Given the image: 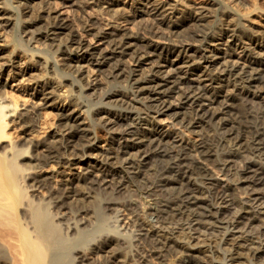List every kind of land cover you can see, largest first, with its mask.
I'll return each mask as SVG.
<instances>
[{"label": "bare ground", "instance_id": "6f19581e", "mask_svg": "<svg viewBox=\"0 0 264 264\" xmlns=\"http://www.w3.org/2000/svg\"><path fill=\"white\" fill-rule=\"evenodd\" d=\"M9 1L4 0L0 6V76H8L11 83L25 75L28 81L40 78L44 73L56 76L64 88L61 92L64 97L76 93L71 99L75 106L82 98L81 90L89 85L88 88L96 93L94 103L99 105L88 109L87 117L91 125L107 127L115 133L116 145L114 147V141H109L104 152L97 150L91 141L89 125L84 126L77 120L75 108L61 106L55 114L59 121L57 126L62 128L61 134L40 139L38 148L42 151L36 153V143L20 137L26 130L33 132L36 126L33 107L25 114L17 112L21 99L22 105L28 101V93L22 94L25 85L20 83L15 90L13 85L4 88L0 83V264H74V261L83 264L85 254L102 256L103 248L117 245L119 229L101 235V230H97L101 228L99 222L95 227L98 238L97 234L78 228L74 231L76 235L70 236L74 227L64 221L60 210L66 207L81 217L90 211L96 217L101 215L100 200L96 193L91 194L94 171L115 176L110 179V185L116 189L125 187L129 181L140 182L142 198H129L120 205L134 216L137 233L132 245L138 251L135 255L144 264L150 257L161 258L171 249L180 253L176 264H249L250 259L257 257L259 248L245 245L248 238L243 235L223 233L206 239L202 246H195L188 236L181 240L173 229L155 228L150 222L136 217L139 206L136 201L141 205V214H154L160 225L190 220L229 229L242 218L255 221L252 209L262 203L261 196L256 194L245 199L236 196L232 193L231 183L223 181L221 176L226 174L232 161L238 163L240 171L232 172V181L245 174H249L251 182L264 179L263 168L243 161L245 157L264 161V56L253 45V41L264 36L245 28L225 7L221 9L217 2L209 1L207 6H185L181 18L185 21L176 28L185 29L189 22L192 26L180 39L152 40L146 37L147 33L153 37L159 30L166 31V3L128 0L131 5L141 3L139 9L133 10L129 22L140 23L142 32L127 35L116 22L110 27L113 33L99 27L100 30H93L92 34L104 45L100 48L77 35L72 21L65 16L48 14L50 6H45L46 1L38 0L35 5L28 0L19 1V5ZM29 4L33 5L29 7ZM111 4L103 8L102 13L111 14L115 21H126L124 15L128 11L123 6L117 8L116 4ZM169 5L171 10L175 6ZM41 6H45L43 14L38 11ZM18 8L21 17H18ZM208 11L213 16L210 20L206 19ZM137 18L139 20L134 21ZM225 22L230 24L228 28L222 27ZM22 34L31 40L30 49L25 47V40L19 38ZM236 39L242 44V53L235 57L243 62H238L237 58L218 61L233 48ZM2 42L9 43L11 50L24 47V50L41 52L42 56L35 57V62L42 66L44 73L24 72L18 69L21 66L13 63L8 72L2 69L11 52L2 48ZM34 52L27 56L30 64L34 62ZM52 54H56L55 58ZM58 56L62 58L61 65L56 59ZM126 56L128 60L138 62L139 69L127 66ZM145 61L148 64L142 67L141 63ZM87 71L103 73L109 89L99 82L90 83L91 79L84 75ZM32 90L40 97L41 104L54 102L58 94L56 87L48 81ZM248 99L256 100L259 106L254 109ZM115 111L119 112L118 116L113 115ZM159 115L177 119L175 123L185 130L191 128L190 132L199 128L197 137L188 140L180 132L163 129L157 120ZM46 118L39 122L43 128L47 124ZM91 151H96L93 154L98 156L96 163L89 157L83 159L90 156ZM48 164L57 169L49 176L39 174ZM76 164L83 165L77 174L72 171ZM63 167L71 170L69 176L57 182L58 186L48 194V199L36 198L34 191L51 187L50 178L59 176ZM110 180L107 181L110 183ZM223 200L228 209L235 208L238 212L235 217L231 218L230 213L221 216L216 203ZM77 221L72 222L77 224ZM219 243L227 246L220 247ZM125 253L117 251L113 257L129 264L131 257Z\"/></svg>", "mask_w": 264, "mask_h": 264}, {"label": "rangeland", "instance_id": "374dc122", "mask_svg": "<svg viewBox=\"0 0 264 264\" xmlns=\"http://www.w3.org/2000/svg\"><path fill=\"white\" fill-rule=\"evenodd\" d=\"M3 1L4 0H0V6L3 5ZM19 1H22V0H10L9 2L12 3L13 5H16V4L19 5V3H21ZM28 1L30 4L34 3V5H35V2L38 3V0H28ZM44 1H46L45 6L46 7L50 6L49 8L51 9V10L49 9L48 14H51V15L58 14L60 16H65L68 20L72 21L71 23H73V26L75 28L77 35L82 36V38H84L88 43L90 42L92 45L99 46L100 48L103 47L104 45L101 44L99 41H96V38H94L93 34H92V31L99 29V27H100V29L102 28L101 29L102 31L113 33V29L110 27H111L112 23L116 22V24L117 23L119 24L118 26L120 27V29H122L123 32L125 31L127 35L133 36L135 34H138V31L142 32L140 30L141 29V26L139 25L140 23H137V21H136V20H139V18L134 20L136 22H132V23L129 22V18H130V15L132 14L133 10L139 9V6L141 5V3H139V2L138 3H132V5H131V2L128 0H107V1H105V0H44ZM156 1H159L163 4L166 3L165 5H166V10H167L166 12L167 13H165L164 17L166 18L165 21L167 22V27L165 28L166 31H164V29H162L161 31L159 30V34H157L156 36H153V37L150 36V33H147L148 35H146V37H149L152 40L157 39V41H161V39H162V41H163V40H166L168 38L180 39L182 37L183 32L186 29L190 28V26H192V25H190V22H189L187 24V26L185 27V29H183V27H181L179 29L176 28L180 22L185 21V19L183 21L181 19L182 18V11L185 8V6H187V7H189V6H204V5L207 6L209 1L210 2L211 1L217 2L219 7L220 8L222 7L221 9H224L223 7H225L226 9L231 11V13H233L234 17H236L240 23L241 22L243 23L245 28L249 29L250 31H257L264 36V0H156ZM110 3H112L111 5L116 4L115 7L117 6V8L119 6H123L128 11L124 15L126 18V21H121V20L115 21V18L111 17V14L109 15V14L102 13L101 10L103 8H105ZM30 4H29V7H31L33 5V4L30 5ZM169 4H171V5L175 4V6L172 8V10L169 9L170 8ZM111 5H109V6H111ZM36 6H37V4H36ZM39 6H40V4H39ZM44 7L41 6V7H39L41 9L38 8L39 13L43 14L44 12H46ZM17 10H19V8ZM23 13H25V11ZM206 16H207L206 17L207 20L209 18H211V19L213 18L212 13L209 11L206 12ZM18 17H21L20 10L18 11ZM88 20H89V22H86ZM88 23L89 24L92 23V25L90 26ZM106 23H108V25H105ZM78 24H79V26L81 25V27H79ZM89 26H90V28H92L91 31L89 30ZM229 26H230V24L226 23V22L222 24V27H225V28H228ZM0 35H1V33H0ZM19 36H20L19 38H21L22 41H24V40L26 41V42L25 41L23 42L25 44V47L30 49V47L33 45L32 43H30L31 40L29 41L27 39V37L24 36V34L19 35ZM248 36H250V35H248ZM242 37H244V36H242ZM17 38H18V35H17ZM149 38H147V39H149ZM236 40H235V45H233V48H235V49L232 48V49L227 50V52L225 51L226 53H224V55H223L224 57H222L223 59L221 58L218 61H223L224 59H227V58H228V60H235L237 58L236 60L238 62H243L241 58L235 57V54L241 55V53H242L241 52L242 44L240 43L239 39H236ZM2 45H1L2 48H4L6 50V52L11 51V52H9L10 57L8 59V61L11 64H9L8 61H4V63L1 66L2 69L5 68L4 70L8 72V68H9V70L12 69V65L15 64L16 66H21V67H18V69L20 68L19 70H24V72L25 71H28L31 73L33 72L32 74H36V72H37V75H41L42 72L44 73L42 66L41 65L39 66L38 63L35 62V57L42 56L41 52H38V50H28V49L24 50V49H26L24 47H16V48H13L12 50H14V51H12L11 50L12 47H10L9 43L2 42ZM253 45L255 47L254 49L257 52H260L264 56V37L256 40L255 42L253 41ZM40 47L43 48L42 45H40ZM210 47L215 50V48H213V46H210ZM218 48H220V46ZM32 51H35L34 52V60H33L34 62H32V64H30L29 61H27V59H28L27 56ZM12 52H14V53L11 54ZM52 55L55 58L56 54H52ZM11 59L13 61H11ZM24 59H26V62H23ZM56 59L58 60V62H60L58 64L61 65L63 62L61 56H58ZM129 61L130 60H128V58L126 56L125 57L126 65L129 67H136V69L137 68L139 69L140 66H138V62H134V61L129 62ZM147 64H148V61H145V62L141 63V66L144 67ZM214 66H216V64ZM211 67H213V65ZM85 70H87V69H85ZM44 74H42L43 75L42 77L34 79V80H30V81L26 80V75L23 77L20 76V77H18V80L13 81L12 83H11L10 78L8 76H5V75H3L2 77L0 76V83H2L4 85V88H9L11 85H13L12 87L15 90L16 89L18 90V88H16L17 85H20V83L22 85H25L24 90H23L24 93L22 92V94L28 93V101H27L26 105H22L20 103L22 101V99H21V101L19 100L20 105H19V108L17 110L18 113L23 112L22 114H25L27 112V110L32 111L33 108L36 111V115L34 113H31L32 115L33 114L35 115L34 117L36 119V124H35L36 126L33 129L34 131L31 132V131L26 130L20 134V137L22 135L23 137H21V138H24V139L27 138L29 141L36 143V148H37L36 153L38 151H42L41 147L38 148V143H39L40 139H42L46 136H50V135L51 136L60 135L62 132L60 130L62 128L57 126L59 121H58V117L55 114H57L59 112V109L61 106L62 107L63 106H70L71 109L75 108L74 110L76 112V115L78 116L77 120L79 122L81 121V123L83 122L82 124H84V126H86V124L89 125L87 127H89V129H90V135L92 138L91 141L93 142V145H94V147H96L97 150L104 152V150H106V148H107L106 143L109 141H114L113 145L115 147L116 140H114V139L116 138V134L113 133L112 131L108 130L107 127H102V126L100 127V126L91 125L90 119H88V117H87L89 110L91 108H94L97 105H99L98 103L97 104L94 103V101L96 100V93L93 90L88 88L89 85L88 86L86 85L85 87H83V89L81 90L82 98L78 99L80 101L79 102L80 104L78 103L77 104L78 106H75L74 104H72L71 99L75 98L73 96H75L76 93H72L73 95L68 96V97H64L61 93V92H63L64 88H62L61 84L58 83V81H57L58 79H56V76L54 77V76H50L48 74L47 75H44ZM84 75H85V77H89L91 79L90 83L99 82L103 86H105V87L107 86L105 76L103 73H99V72H95V71L91 73V72L87 71L86 73H84ZM6 77H7V79H5ZM43 81L50 82L53 86L56 87V94L58 93L54 102H50L49 104H41V99H39L40 97L33 94L34 90H32V89L39 88V85ZM83 81H85V79ZM67 87H69V86H67ZM67 87H66V89L68 90L69 88H67ZM74 89H75V87H74ZM107 89H109V86H107ZM115 89H117V88H115ZM5 100L9 101V98H5ZM248 100H246V101H248ZM249 102H250V105H252V107L254 109L259 106V104L256 100L252 101V99H251V100H249ZM108 106L105 105V107H107V108H112L111 105H108ZM46 112L49 114V116ZM42 113H43V115H42ZM118 113H119L118 111H115L113 113V115L118 116L119 115ZM44 115H45V117H48V118H46L47 124L45 125L46 127H44L45 129L42 126H40V124H39V122L41 123L42 119L43 120L45 119V117H43ZM157 120H158L160 127H162L163 129H166V130L169 129L172 132H174V131L178 132V133L180 132L184 136L185 139L191 140V139H195L197 137L196 130L198 131L199 128L193 129L194 132L193 131L190 132L191 128L187 129V130H185V128H183V127L180 128L179 124H176L177 119H173L172 117H169L168 115H159V116H157ZM42 129H43V131L44 130L45 131L42 132ZM40 132H42V133H40ZM91 152H92V154L90 156H84L83 159H86L89 157V160L92 163H96L95 158H98V156L93 155L96 151H91ZM140 158H141V156L138 157V159H140ZM243 161L245 163H250V164H253L255 166H258V167H261L264 169V161L260 160L256 157H245ZM140 164L143 165V162H141ZM230 164H231V166H230ZM233 164L234 163L232 161L229 163V168H228L229 172H227L228 171L227 170L226 174H225L226 176L224 175L221 177L223 178V181H226V182L228 181L229 184L231 183L230 187H231V190L233 191V192L232 191L231 192L236 196H240L243 199L248 198V197H252L256 194L261 196L262 203L257 205V206L255 205L254 208L252 207L253 208L252 210H254L253 212L256 215V219L254 222H252L251 220L249 221V219L246 220V218H242V219H240V221H237V223L235 224V227H231L229 229H224L221 227L215 228V227H212L210 224H200V223L196 224L194 221L191 222L190 220H186V221L185 220H181V221L179 220L176 222L172 221V222H167L166 225L165 224L160 225V223L157 221V218L154 214L144 215V216L141 214L142 209H141V205L139 204L138 201H136V202H137V206L139 205L137 208L139 211L137 210L136 217L139 219L143 218L142 220L150 222L153 225V227H155V228H158L159 226L160 227L163 226L162 228L173 229V231H176L175 233L177 234V236L181 240H183L184 238H186L188 236L190 238L192 244L193 243L196 244L195 246H202L203 244H205L206 239H208L210 237H215L216 235H220L223 233H232L236 236H238V235L242 236L243 235V237L245 236L248 238V240L244 241L245 245L250 246V247L255 246V247H258L260 250V252L258 253V256L255 257L256 259L252 258L249 260L250 263L249 262L248 263L249 264H264V233L261 234V232H260V231L264 232V230H263L264 229L263 228L264 227L263 226L264 225V179L261 182L256 183V182H251L252 178H249L250 177L249 174H245V175L242 174L243 176H241L239 174V176H241V177H239L235 181L234 180L232 181V179H231V177L233 178L232 172L240 173L238 163H235L234 165ZM82 166H83L82 164H76L72 171L75 174H77L78 173L77 171L81 170ZM147 166H149V163L147 164ZM51 167L52 166L50 164H48L47 169H45V168L42 169V171L39 174L43 173L42 174L43 176H49V173L51 174L52 171H54V169L55 170L57 169V166H54V168L52 167L53 169ZM83 171L84 170H82L81 172L83 173ZM69 172H71V170H68L66 167L61 168V174L59 176H56V177L53 176V178H50L51 183L49 182V186H51V187H49L48 189L44 188V189H38L37 191H34V194H36V198L41 197V198L48 199L50 197L48 194L53 192L54 187L58 186V184L60 183V180L69 176V174H70ZM71 176H74V174H72ZM113 177H115V176H113V175L111 176L110 174H106L103 172L101 173V172L94 171L92 173V179L95 182L93 183L92 189H94V190H92L91 194L96 193L97 197L100 200L101 205L99 204L100 205V209H99L100 211L99 212L101 213V215L99 214V216L96 217L95 214L91 213L92 211H90L87 213L88 215L86 214L83 216V214H82L83 217H81V215H77V214H75L76 215L75 216L74 214H72V211L67 209L66 207L60 209L61 213L65 217L64 221H66L67 223L71 224L74 227L73 230H71L69 233L70 236L76 235L75 232H76L77 228H78L77 230H79V229L83 230L84 229V231H88L89 233L93 232L94 235L97 234V237L95 236L96 238H98V233H99L98 231L99 230H101L100 234L104 235L105 233H108V234L109 233L110 234L115 233L114 231L117 228L119 229V230H117L118 235L120 236V238H118V243H117V245L120 244L119 246L111 244V245L103 248L104 251H102L100 253V255H102V256L95 257L96 255H93L95 258L92 256V254H85L84 255L85 261H83L84 263H88V264H92V263L93 264H126L125 261H124V263L122 262L121 258L114 259L113 256H115V253L117 251H119L121 254L126 252L125 254L127 256L131 257V261L129 264H140V263L144 264L143 262L140 261L139 256L135 255V253L138 251H136V249L132 245L135 243L134 240H135V236L137 233V231L135 230V224L133 222L134 216L131 212H129L128 209H124L123 206L120 205L121 202L128 201L129 198H131V199H138L139 198V200H140V198H142L140 196H143V195H141L140 187H138V185L140 186V184H139L140 182H138L136 180H133L132 182L129 181V184H127L128 186L126 184H124L125 187L122 185L120 188L116 189V187L114 185L111 186L112 183H111L110 179L113 180L114 179ZM106 179L110 180V183ZM225 179H227V180H225ZM105 181H107V182H105ZM57 182H59V183H57ZM55 190H56V188H55ZM54 194H52V196ZM108 201H116L118 203H115V202L110 203ZM216 207L221 210V212H220L221 216H224L226 214L229 215V213H230V217L233 218L238 214V212L235 210V208L228 209L229 207H227L225 200H223L222 202L216 203ZM139 214H140V216H139ZM77 219L80 222L77 221V224H73V222H75V220H77ZM96 219L97 220L99 219V220L97 221ZM101 219H102V221H101ZM98 224H99V226H101L102 229L98 227L99 229L97 228L98 231H96L98 233L95 234V229H96L95 227ZM93 227H94V230H93ZM260 227H262V228H260ZM72 233H74V234H72ZM93 234H92L93 237L91 235H89V236H91L93 239H95ZM219 246L225 247L227 245L219 243ZM114 247H115V249H114ZM221 249L222 248H220V250ZM139 250H142V247H140ZM127 252H129V253H127ZM178 254H180V253H177L176 250L173 251V249H171V251L164 252V256H162L161 258L158 256L156 257V255H154L153 258L148 257L149 259H148V262L146 264H176L177 261L179 260ZM131 255H133V256H131ZM133 258H134V260H133ZM177 258H178V260H177ZM74 264H79V262L74 261Z\"/></svg>", "mask_w": 264, "mask_h": 264}]
</instances>
